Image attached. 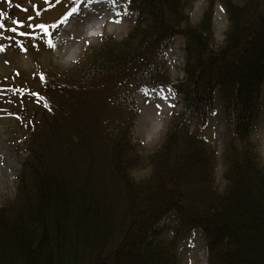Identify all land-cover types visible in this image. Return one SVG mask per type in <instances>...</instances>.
Listing matches in <instances>:
<instances>
[{"label":"trees","instance_id":"16d2710c","mask_svg":"<svg viewBox=\"0 0 264 264\" xmlns=\"http://www.w3.org/2000/svg\"><path fill=\"white\" fill-rule=\"evenodd\" d=\"M222 1L229 24L219 45L205 18L191 22L189 0H129L137 16L125 38L104 37L72 69H42L41 89L9 78L46 118L28 121L16 206L0 204V264H178L179 242L196 229L208 264H264V160L251 141L264 85V0ZM58 3L44 0V9ZM24 4L0 9L1 29L18 21L16 10L31 11ZM177 35L186 42L180 83L168 57ZM162 86L182 94L185 107L143 154L132 136V95ZM215 91L243 140L225 151L223 189L211 144L191 127L195 112L204 124ZM26 99H18L20 115L36 106ZM106 102L115 107L105 110ZM169 214L172 236L171 221L160 224Z\"/></svg>","mask_w":264,"mask_h":264},{"label":"rangeland","instance_id":"374dc122","mask_svg":"<svg viewBox=\"0 0 264 264\" xmlns=\"http://www.w3.org/2000/svg\"><path fill=\"white\" fill-rule=\"evenodd\" d=\"M14 1L0 0V9H11L12 6L9 3H14ZM19 1L27 4L35 2L34 5L38 6L44 4V0ZM80 1L71 3L69 0H61V3L45 8L38 14L40 20L44 22L57 21L53 28H33L30 24L31 19L23 18V15L27 13L20 12V10H16V13L19 14L21 20L26 22L25 25H15L13 24L15 22H10L4 29L0 28V204L11 205L9 209L16 206L12 204L18 193V176L21 173L22 162L28 155V150L23 143L24 134L28 131V121L32 117L44 120L46 112L33 101L30 92L18 91L12 85L7 86L6 82L11 79L10 84H13L14 77H18L22 84L32 88L34 86L33 89H41L42 85L37 74L42 69H72L84 62L86 57H89L101 44L104 37L112 36L121 40L136 24L137 14L132 11L129 0H100L99 3H95V0H82L81 3ZM86 2L90 3L89 8L93 10L90 19L101 17L100 22L107 20L103 32L95 38L87 37L84 30L86 27L83 22H87L88 17L79 20L80 13L76 11L77 9L83 10L82 6H85ZM188 4L187 12L191 15V22L196 25L205 18L213 28L216 44L223 42L229 24L223 1L189 0ZM63 13L71 14L70 24L73 25V29L68 32L62 25L69 15L61 18ZM59 42L62 45H59ZM185 43V37L177 35L168 50L170 74L175 83L185 80L183 71ZM69 45H73L74 48L70 54L67 49ZM22 94L27 97L23 104L31 101L36 106L21 112L20 115L18 99ZM132 98L138 107L132 125V136L143 154H148L163 141L174 114L185 107L184 96L166 86L154 88L149 92L142 88L138 89L134 91ZM19 104L23 105L21 101ZM113 107L115 106L109 102L104 104L105 110ZM35 109H38L37 113ZM256 114L251 141L254 143V152L258 150L264 160V85ZM191 127L192 129L197 128L211 144L216 161L215 185L223 189L225 186L223 175L226 170L225 151L230 142L240 148L243 140L233 133L225 111L224 99L219 91L213 94V108L204 124L199 114L195 112ZM149 169V164L143 165L136 173L139 176L145 175ZM170 221L171 227L165 232L167 236H172L171 230L177 218L174 217ZM160 224L164 226L167 223ZM206 240V237L197 236L194 232L181 240L178 244V264H208Z\"/></svg>","mask_w":264,"mask_h":264},{"label":"bare ground","instance_id":"6f19581e","mask_svg":"<svg viewBox=\"0 0 264 264\" xmlns=\"http://www.w3.org/2000/svg\"><path fill=\"white\" fill-rule=\"evenodd\" d=\"M95 2H100V0H95ZM27 18L31 19L30 24H32V27L40 28L45 25L44 21L40 20L37 14L28 15Z\"/></svg>","mask_w":264,"mask_h":264}]
</instances>
